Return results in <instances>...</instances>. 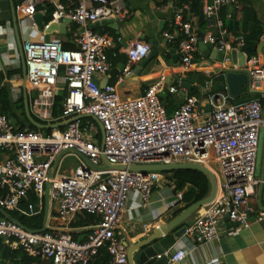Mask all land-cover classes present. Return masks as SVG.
I'll use <instances>...</instances> for the list:
<instances>
[{"label": "built area", "instance_id": "obj_1", "mask_svg": "<svg viewBox=\"0 0 264 264\" xmlns=\"http://www.w3.org/2000/svg\"><path fill=\"white\" fill-rule=\"evenodd\" d=\"M94 2L95 5L90 6L87 0H20L15 6L16 14L24 18L26 25L29 19L30 29L36 28L33 16L37 7L50 4L54 7L50 21L66 17L78 29L72 49L64 48L55 39L30 37L22 43L29 88L54 90L60 79L66 86L57 117H52L43 100L46 96L50 101L53 91L35 97L34 115L45 123L70 121L45 134L40 130H19L0 109V208L29 215L41 212L45 182L56 156L66 149L76 152H66L49 179L50 203L56 206L54 219L58 223L51 224L47 220V229L35 232L0 216V239L14 249L21 248L29 256L44 260L45 264H92L103 250L108 260L101 264H130L121 232L129 193L136 192L147 204L154 187L164 176L162 172H141L130 170L128 166L181 161L209 168L217 178L218 193L214 200L195 212L178 240L211 243L218 238L217 226L225 217L235 224L231 233L248 227L252 211L250 195L259 182L255 163L258 133L264 126V63L258 54L247 56L244 67L231 62L220 15L226 7L240 9L241 0H203L205 40L213 43L217 50H224L220 69L249 71L250 88L259 95L231 102L227 91L211 90L214 86L211 77L200 86L198 95H185L169 115L159 98L163 78L150 84L141 96L123 98L117 91V84L127 81L130 65L150 52L152 46L148 41L137 40L127 47L128 64L115 83L103 87L96 83V75H105L111 67L107 49L113 46V40L89 25L109 17L120 18L129 10L120 0ZM184 11L189 12L188 4L182 5L178 15ZM162 36L176 44L182 71L201 68L202 74L209 75V69L200 65L198 34L191 21L179 22L174 30L163 31ZM234 40L237 50L245 46L242 35ZM184 89L171 86L169 92ZM80 115H93L102 124L103 146L95 137L96 124H83L84 117L78 118ZM77 153L96 165H103L101 155H104L109 163L126 168L96 170L87 166ZM67 156L76 157L79 164L68 173H62L60 167ZM31 195L35 201L29 200ZM182 197L183 193L178 191L177 198ZM81 212L94 213L99 221L72 228L71 221ZM261 218H264V210L258 212V219ZM73 231H84V234L79 239L73 236ZM187 254L179 247L165 255L167 263L172 264L181 262Z\"/></svg>", "mask_w": 264, "mask_h": 264}, {"label": "crops", "instance_id": "obj_2", "mask_svg": "<svg viewBox=\"0 0 264 264\" xmlns=\"http://www.w3.org/2000/svg\"><path fill=\"white\" fill-rule=\"evenodd\" d=\"M11 0H0V88L6 93L8 102L11 104L16 115H20L19 99L23 100V78L21 70V59L17 44V33L15 31L12 13ZM14 5L15 0H12ZM122 5L129 10L128 14L116 18V24L99 25L94 30L100 32L113 40V46L107 49V55L111 62V67L105 75H96L98 82L113 84L119 75L109 76V72L116 68L121 61V53H126L127 47L134 41L143 40L150 42L154 38L158 41L159 55L150 58L144 63V66L134 73L137 63L131 64V72L127 76V81L117 84V91L123 98L137 97L143 95L150 84L163 78L164 86L159 92V98L164 105L167 113H172L184 100L185 95H194V91H199L200 86L191 83L190 90H182L175 93L169 92V87H182L176 81L183 77H192L193 71L184 72L179 67L180 57L176 50V44L165 41L162 36L163 31L174 30L181 21H191L193 27L198 30L207 31L206 19L200 17V4L203 0H120ZM88 5L94 6V0H87ZM204 3V2H203ZM189 5V12L184 11L179 14L182 5ZM72 6V5H70ZM54 9L53 5H44L42 8L45 17L47 11ZM204 13V12H203ZM17 15V14H16ZM179 17H178V16ZM223 29L225 31L224 39L227 47L233 48L236 44L234 38L242 35L245 45L251 41H256L264 37V0H241V7L238 10L232 7H226L221 10ZM24 18L17 15L18 34L21 42L30 37L39 39H55L63 45L72 49L75 47L73 37L78 27L75 23H66L65 32H54L51 35H44L37 27L30 29V21L27 19V25L23 22ZM91 28V26L89 25ZM249 41L248 43L246 41ZM170 43V44H169ZM201 64L209 63L202 55H198ZM261 56V55H260ZM262 61L264 58L261 56ZM247 59V57H246ZM245 59V62H246ZM176 60V62H171ZM214 62H211V65ZM128 64V61L126 65ZM200 64V65H201ZM213 66V65H212ZM244 67V66H242ZM216 80L212 89L215 91H226L224 80L219 79V75L213 76ZM214 81V80H213ZM173 82H175L173 84ZM65 85L60 79L57 87L51 89L27 88V97L29 108L32 113L34 109V99L39 93L47 94L53 91L52 98L44 96V103L47 110L52 112V105L59 88ZM211 89V90H212ZM249 95V94H247ZM256 97L259 93H251ZM251 97V98H252ZM243 99H232L231 102H240ZM49 105V106H48ZM24 109V102H23ZM25 114V112H24ZM92 119V118H91ZM93 120V119H92ZM91 120V122H93ZM98 134L100 133L99 127ZM97 134V135H98ZM74 168L60 170L62 173H68ZM258 184L253 188L250 195L249 204L252 211L249 214V226L243 227L238 233H231L235 224L225 217L218 223V238L211 243H193L190 240L183 239L176 241V244L168 252L175 248L183 247L187 251V257L179 263L172 264H264V218L258 219V212L264 210V181L259 177ZM169 176L164 177L154 187L151 198L147 204H144L136 192L129 193L126 210L121 221V232L126 240L134 243L141 239L149 230L155 228L159 223L165 222L169 217L181 210L186 201L177 198V193L173 191ZM186 184L182 190L183 194L190 188ZM144 204V205H143ZM12 218L17 219L27 227L18 217L23 213L19 211H7ZM44 214V198L42 211ZM56 215L55 204L50 203L48 223L56 224L54 219ZM196 215L193 214L188 223ZM0 216H3L0 212ZM87 220L84 212L77 213L71 221L73 228L82 227L78 223ZM43 222V220H42ZM86 223V222H84ZM92 225V224H89ZM42 226V225H41ZM88 226V225H83ZM40 228V227H39ZM38 229V228H33ZM73 236L79 239L84 231H73ZM45 264L44 260L29 256L21 248L14 249L0 239V264ZM164 264L167 263V260Z\"/></svg>", "mask_w": 264, "mask_h": 264}, {"label": "water", "instance_id": "obj_3", "mask_svg": "<svg viewBox=\"0 0 264 264\" xmlns=\"http://www.w3.org/2000/svg\"><path fill=\"white\" fill-rule=\"evenodd\" d=\"M11 3V13L12 19L17 33V44L20 53L21 59V70L23 78V102H24V112L28 122L36 127L37 129H46L51 130L54 128H61L65 126L70 120L59 121L54 123H42L37 121L29 108V102L27 97V88H26V65L23 54L22 42L18 34V24H17V15L15 11V5L13 1ZM43 6L39 5L37 7L36 13L33 16L34 22L37 29L40 32H43L44 35H51L54 32L64 33L65 24L71 23L72 21L69 18L62 17L58 20L50 21L45 17V14L42 11ZM200 17L204 18L203 13V2L200 4ZM117 19L114 17H109L106 19L97 20L90 24L92 29H95L99 25H108L116 24ZM198 48L202 57L210 62L201 64V67H206L209 69V75L201 73V68H198L193 71L192 77H183L179 78L176 83L181 85L185 90L191 89V83H194L197 86H203L205 81H208L211 77L215 75H222L223 80L226 85V91L232 99H237L243 97L247 94L258 93L257 90L250 88V76L247 69L233 70V69H220V62L223 60L224 50H217L213 43L205 40V31L198 30ZM166 41V40H165ZM151 50L147 56L137 62V65L134 69V73L139 71L140 68L144 66V63L150 58H153L159 55L158 50V41L154 38L150 39ZM170 44V43H169ZM230 59L232 63H235L239 66H244L245 59L250 54H258L264 58V37L259 38L256 41H251L249 44L237 50L236 48H230ZM180 57V54L178 53ZM128 61L126 53H121V61L116 68L112 69L109 72V76L120 75L123 68L125 67ZM171 62H176L172 60ZM211 62H214L211 65ZM264 63V62H263ZM214 78V77H213ZM96 83L103 87L105 81ZM175 82H173L174 84ZM264 115V110H263ZM82 117H91L98 125L101 132V146H103L104 141V129L102 124L97 120L93 115H80L78 118ZM68 151H74V149H66L61 151L55 158L52 166L48 172V178H52L55 170L58 166L60 158ZM78 156L84 161V163L96 170H121L125 169L126 166L122 164H111L109 163L104 155H101L103 160V165L93 164L90 159L80 153H77ZM130 170H138L141 172L147 171H158V172H172L179 169H194L203 173L209 181V191L204 197L184 206L181 210L175 213L172 217H169L165 222L159 223L155 228L149 230L140 240L132 243L129 240L125 241L127 247V257L130 264H164L167 260L166 252L170 250L172 246L175 245L176 241L181 238L182 234L185 231L187 222L189 218L203 205L210 203L216 197L218 193V182L214 173L204 165L189 162H171V163H158V164H130L128 166ZM255 176L259 177L261 181L264 180V126H261L258 133V146L256 154V163H255ZM49 179L45 182V191H44V214L42 226L38 229H30L35 232H41L47 229L46 223L49 215V206H50V181ZM0 212L6 218L12 219L17 224L22 227L29 229L23 225L17 219L11 217V215L4 209L0 208ZM4 264H6L4 262Z\"/></svg>", "mask_w": 264, "mask_h": 264}, {"label": "trees", "instance_id": "obj_4", "mask_svg": "<svg viewBox=\"0 0 264 264\" xmlns=\"http://www.w3.org/2000/svg\"><path fill=\"white\" fill-rule=\"evenodd\" d=\"M19 1L20 0H15V4H17ZM47 12L49 13V10ZM246 42L248 43L249 41L247 40ZM63 46H64V48H67V49L70 48L66 45H63ZM218 78L223 80L222 75H219ZM213 80H214L213 82L216 83V80L215 79H213ZM224 91H225V89H224ZM65 94H66V86L62 85L59 88V91L56 94L54 101H53L52 113H51L52 117H57L60 114L61 105H62V101L64 99ZM8 101L9 100L7 98V93L1 87L0 88V109L2 110V112H5L8 116H10V115L15 116L16 114H15L13 108L11 107V104ZM18 102H19L18 106L21 109V113H20L19 118L16 116L15 125H16L17 129H19V130L29 129V130H33V131H39V129H37L36 127L31 125L28 122V120L26 119V116L24 114V109H23L22 98L19 99ZM22 116H23V118L21 119ZM33 117L37 121L45 123V121L39 119L35 115H33ZM48 132H50V130H48ZM1 159H2V153L0 151V160ZM169 174H170L169 178L171 179L170 184L172 185V189L174 192L177 193L178 191L182 190L186 184L191 185L190 188L183 194V199L186 201L185 206H187L188 204L204 197L205 195H207V193L209 191V181H208L207 177L198 170L179 169V170L169 172ZM29 200L35 201V197L33 195H31L29 197ZM22 205H25V201L22 202ZM84 215H85L87 220L80 221L78 223L80 226L93 224V223H96L99 221V217L94 213L84 212ZM18 218L23 223L24 222L27 223V218L25 216L21 215ZM84 222H86V223H84ZM37 224L38 223H36V225ZM107 260H108V256H107L106 252L103 250L101 253V256H99L94 261V263H92V264H101V263L106 262Z\"/></svg>", "mask_w": 264, "mask_h": 264}, {"label": "rangeland", "instance_id": "obj_5", "mask_svg": "<svg viewBox=\"0 0 264 264\" xmlns=\"http://www.w3.org/2000/svg\"><path fill=\"white\" fill-rule=\"evenodd\" d=\"M47 17H48L47 19L49 20V18L51 17V9H49V13H47ZM42 89H44V88H42ZM212 90L215 91L217 89H212ZM194 93L198 95V91H194ZM251 97H252V95L249 94V95H245V96L240 97V98L243 99V100H246V99H249ZM169 114L170 113H167V115H169ZM16 116L18 118L20 117V115L19 116L18 115H15V116L10 115L9 116L10 120L14 124H15ZM22 118H23V116L21 117V119ZM91 120H92L91 117H84L82 119V122H83V124H87V122H91ZM92 121L98 127L97 123L94 120H92ZM40 131L42 133H44V134L48 132V130H46V129H41ZM95 137H96L97 141L100 143L101 142V132L98 135H96ZM78 164H79V160L76 157H74V156H67V157L64 158V160L62 162L61 167H60V170L63 171V170H68L70 168H75ZM162 174H163V176L165 178L167 176H170L169 172H162ZM22 215L27 218V227L28 228H32L33 229V228H39V227H41L42 220H43V213L42 212H38L37 214H34V215H29V214H22ZM36 223H38V224L36 225Z\"/></svg>", "mask_w": 264, "mask_h": 264}]
</instances>
